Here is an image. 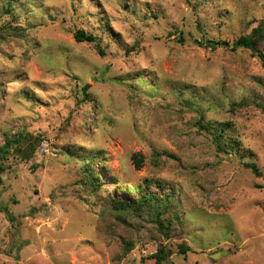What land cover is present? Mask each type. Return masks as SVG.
<instances>
[{
  "label": "rangeland",
  "instance_id": "obj_1",
  "mask_svg": "<svg viewBox=\"0 0 264 264\" xmlns=\"http://www.w3.org/2000/svg\"><path fill=\"white\" fill-rule=\"evenodd\" d=\"M262 21L264 0H0V146L24 137L0 171V264H143L160 246L169 264H264V68L200 44L232 47ZM80 29L104 56L76 42ZM199 120L230 124L236 151ZM145 182L183 192L169 238L147 216L103 211L105 189L131 201Z\"/></svg>",
  "mask_w": 264,
  "mask_h": 264
},
{
  "label": "trees",
  "instance_id": "obj_2",
  "mask_svg": "<svg viewBox=\"0 0 264 264\" xmlns=\"http://www.w3.org/2000/svg\"><path fill=\"white\" fill-rule=\"evenodd\" d=\"M10 5L13 4L15 0H9ZM12 2V3H11ZM15 22L17 19L15 18ZM21 27V26H20ZM75 40L78 43H90L94 44L95 48L98 50L99 54L104 56L105 52L101 49L100 44L97 42L94 35L87 33L84 29L78 30L75 33ZM183 41V39H181ZM264 41V21H262L257 27L252 29L251 32L245 33L241 36L237 41L230 47L228 42H212L207 41L205 43H200L201 46L205 48L216 49L217 46H223L225 48H231L232 50L236 51L238 49H246L251 52L253 56H257L264 68V48H260V44ZM260 86L264 88V82L260 81L258 83ZM90 89V85H86L84 88V99L88 98L87 90ZM83 99V100H84ZM246 106H250V102L247 99H243L235 104H233V108H245ZM258 107L264 113V105L261 106L260 104ZM197 127L201 130L208 132L211 136H213V140L217 149L220 152H228V148L231 150L237 149V146L233 141L228 140L229 144L225 142L226 140V132L231 129L230 124H221L220 129L216 131H212L211 127L204 126L203 121L199 120L195 123ZM23 136L22 134H17L16 136H9L8 134L5 137V142L3 145L0 146V171H3L2 162L9 157L14 150H18V146L23 143ZM17 148V149H16ZM100 154H96L95 156H99ZM159 157V154H156ZM137 167L140 168L142 164V159L137 161ZM96 162L95 158L91 157L90 160L86 161L85 170L87 172V181H85L88 185V188L91 190L90 186L95 188V190H103L104 178L100 172H97L96 169ZM246 168H250L252 172L260 176L259 169L255 163H246ZM0 182H2L0 180ZM86 185V184H85ZM120 192H125L127 189L124 187H116ZM149 185L145 182L140 187H131L127 192V194H134L137 195L133 197L131 201H124L120 197L116 196L114 193L110 192L109 189L104 190V194L107 197V200H103L102 208L104 213H108L109 216L115 215L116 221L128 225V219L131 216L135 217H143L147 216L146 221L151 222L156 225L157 232L163 233L164 236L169 238L172 234L171 227H172V219L176 221V223L181 222V218L179 217L180 208L182 207V191L180 187H165L162 185L157 186L159 193H151L147 191ZM94 190V191H95ZM92 189V193H95ZM165 192H167L165 194ZM97 193V192H96ZM95 193V194H96ZM97 195V194H96ZM144 218V217H143ZM183 225V223H182ZM126 251L132 250L133 244L127 243L126 244ZM172 249L164 246H160L157 251L151 253V255L145 259L143 264H169L168 259L172 253ZM176 251L180 255L186 256L189 252H192V248L186 243H179L176 244ZM219 252V251H218ZM216 254V253H214Z\"/></svg>",
  "mask_w": 264,
  "mask_h": 264
},
{
  "label": "water",
  "instance_id": "obj_3",
  "mask_svg": "<svg viewBox=\"0 0 264 264\" xmlns=\"http://www.w3.org/2000/svg\"><path fill=\"white\" fill-rule=\"evenodd\" d=\"M220 254H222V252H218V253L214 254L212 257H216V256H218V255H220ZM213 259H214V258H213Z\"/></svg>",
  "mask_w": 264,
  "mask_h": 264
}]
</instances>
